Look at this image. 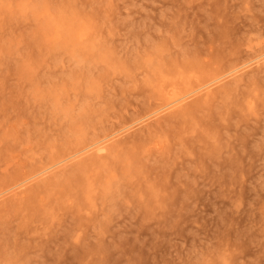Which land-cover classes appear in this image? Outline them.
I'll list each match as a JSON object with an SVG mask.
<instances>
[{"label":"rangeland","instance_id":"1","mask_svg":"<svg viewBox=\"0 0 264 264\" xmlns=\"http://www.w3.org/2000/svg\"><path fill=\"white\" fill-rule=\"evenodd\" d=\"M261 53L264 0H0V264H264Z\"/></svg>","mask_w":264,"mask_h":264},{"label":"bare ground","instance_id":"2","mask_svg":"<svg viewBox=\"0 0 264 264\" xmlns=\"http://www.w3.org/2000/svg\"><path fill=\"white\" fill-rule=\"evenodd\" d=\"M254 59H264V53L259 54L258 56H256ZM252 59V60H254ZM251 61H248L238 67H235L229 71H227L224 74H221L220 76H215L214 78L212 77V79L208 80L205 83L200 84L199 86H197L196 88H194L193 90L187 92L186 94H183L181 96H177L171 100H169L163 107H161L160 109H158L157 111H164L168 108H180L183 104V102L188 99L189 97H191L194 94L197 93H201V92H205V93H210L213 90V87L218 84L220 81H222L224 78L234 75L238 72H240L243 68L248 67L251 63ZM157 111H153L152 113L148 114V116L150 117L152 114H155ZM146 118L143 117L140 121H144ZM129 126H124L116 131H113L112 133L108 134L107 136L103 137L102 139L98 140L97 142H95L92 145H89L88 147L91 149L93 147L96 148V151H103L106 149L107 145L106 142L109 141L111 138L121 134L123 131H125ZM51 168V166L43 168L42 171L40 173H45L47 172L49 169Z\"/></svg>","mask_w":264,"mask_h":264}]
</instances>
